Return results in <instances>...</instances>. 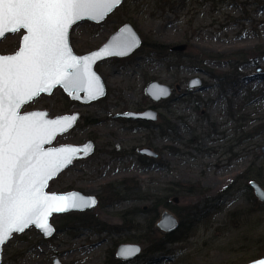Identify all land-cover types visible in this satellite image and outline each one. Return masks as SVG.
<instances>
[{
  "label": "rangeland",
  "instance_id": "rangeland-1",
  "mask_svg": "<svg viewBox=\"0 0 264 264\" xmlns=\"http://www.w3.org/2000/svg\"><path fill=\"white\" fill-rule=\"evenodd\" d=\"M126 23L144 44L125 59L96 65L106 97L71 106L57 88L23 109L47 110L52 117L81 114L54 145L91 140L95 153L75 161L47 190H75L100 202L85 212L54 215L56 233L49 239L35 227L14 234L3 247L2 264H247L262 258L264 203L248 182L264 189V0H124L103 23L74 28L71 46L78 55L99 49ZM22 35L7 36L0 53L16 52ZM153 44L161 48L153 50ZM193 78L202 80L203 89H189ZM152 81L175 89L172 97L152 102L145 93ZM150 106L160 127L114 118ZM143 147L159 152L164 165L142 164ZM246 170L249 181L240 178ZM130 179L138 189L128 187ZM176 183L199 184L203 191L189 194ZM107 184L119 193L105 192ZM174 188L177 205H197L200 212L183 226V242L150 253V204ZM121 244L141 245L143 253L118 263Z\"/></svg>",
  "mask_w": 264,
  "mask_h": 264
},
{
  "label": "snow or ice",
  "instance_id": "snow-or-ice-1",
  "mask_svg": "<svg viewBox=\"0 0 264 264\" xmlns=\"http://www.w3.org/2000/svg\"><path fill=\"white\" fill-rule=\"evenodd\" d=\"M122 0H0V42L7 34L26 30L14 55H0V246L13 233L35 225L46 235L53 229V213L78 210L94 204L81 197L49 195L47 182L75 158V148L44 149L57 132L66 131L76 117L46 120L45 114L21 115L20 109L56 85L66 90L86 85L90 97L103 94L91 62L125 51L106 48L79 59L68 43L70 27L78 20H98ZM86 77V78H85ZM159 94H163L160 90ZM264 195V193H262ZM136 249H126L127 256ZM259 264H264V260Z\"/></svg>",
  "mask_w": 264,
  "mask_h": 264
},
{
  "label": "water",
  "instance_id": "water-1",
  "mask_svg": "<svg viewBox=\"0 0 264 264\" xmlns=\"http://www.w3.org/2000/svg\"><path fill=\"white\" fill-rule=\"evenodd\" d=\"M123 2H124V0H122L120 5ZM119 6L115 7L112 11L108 12L105 16H103L102 18H100L98 20L89 19V18L78 20L76 23H74L70 27L69 32H68L69 47H70V49L72 51V54L74 56H76L77 58H79V59H83L85 57L94 56L96 53L103 52L106 48L112 49L114 52L125 51L127 43L131 42V38L132 37L135 38V45L130 47V48H126L125 54H123V55L101 56V57H99V58H97V59H95L94 61L91 62V65H90L91 72L98 78L99 83H100V85L102 86V89H103V94L93 98V97L89 96V93L86 90V85H84L80 89H74V90H66L62 85H56L53 89H51L50 93H41L38 97L34 98L33 100H31L28 103H25L20 109V114L21 115H30V114H33V113H42V114H45V119L46 120H58V119L66 118V117H76L74 123H72L67 128L66 131L57 132V134L54 136V138L51 140V142L50 143H46L44 145V149L47 150V151H52V150H56V149H60V148H75V149L78 150V152L75 154V158L72 159V162L70 164H68L66 167H64L62 170H60L58 172V174H56L52 179H50L47 182V186L45 188V192L47 194H49V195H62V196L75 195V196L81 197V198H83L85 200H90V201H94L95 202L94 204H92V205H90L88 207H85L83 209L71 210V211L62 212V213H53L49 217V224L51 225V227L53 229L51 235H46L42 230L37 228L35 225H32V226L28 227L27 229H25V231H27L29 228L35 227L38 231H40L43 234L45 239L51 238L56 233L55 227L51 224V218L54 215H65V214L73 213V212H80L81 213V212H85L87 210H92V209H94L97 206L98 199H97V197H95L93 195H85V194H83V193H81L79 191H75V190L69 191V192H66V193L48 192V190H47L48 186H49V183L52 180L56 179L63 171H65L66 169L71 167L74 164L75 161L83 160V159H87V158L91 157L95 153L96 145L91 140H88L84 144H80V145H73V144H62V145H58V146L54 145V143L56 142V140H57V138L59 136H62L64 134L70 132L72 129H74L76 127V124H77V122L79 121V119L81 117V114L79 112H73L71 114L57 115V116L52 117L47 110H32V111L24 112L23 109L27 105H29L30 103H32L33 101L38 99L41 95L50 96L55 91V89H57V88H61L62 91L64 92V94L67 97H69V99L71 101H74V102H77V103H81V104H91V103L97 102V101H99V100H101V99H103L104 97L107 96V93H108L107 86H106L102 76L96 71V65L98 63H100V62H104V61H106L108 59H111V58L125 59V58L133 55L138 49H140L142 47V44H143L142 38L140 37V35L136 31V29L133 27V25H131L130 23H126L122 27H120L114 34H112L110 36V38L108 39V41L105 44H103L99 49L93 50L91 52H88V53H85V54H82V55H78V54H76L74 52V50H73V48L71 46V35L73 33V29L76 28L77 26H79L80 24L84 23V22H91V23H95V24L103 23L105 21V19L110 14H112ZM20 31L24 32L23 35L27 34L26 30H24V29H21ZM9 35H12V34L11 33L7 34V36H9ZM21 46H22V38H21V41H20V47ZM16 52H14L12 54H2V53H0V55L9 56V55L16 54ZM260 70L261 69L258 68V71H260ZM188 87H189V89L196 88L198 90H201V89H203V82L199 78H193V79H191L189 81ZM160 90H163V94H159ZM174 91H175V89H173L171 86L165 85V84H161L158 81L150 82L147 85L146 89H145L146 95L154 103H158V102L166 101V100L170 99L172 97V95L174 94ZM176 91H178V92L180 91V87L179 86L176 87ZM114 118H123V119L131 120V121H143V122L156 124L158 122V120H159V113L154 108H148V109L143 110V111H129V112H126V113H123V114H118V115H115ZM139 154L142 155V156H149V157H153V158H158L159 157V154L156 151H154L153 149H151V148H142V149L139 150ZM250 187L253 189V192H254L256 198L260 202L264 203V195H262V193H264V189L256 181H251L250 182ZM175 203L178 204V199L177 198L175 199ZM179 224H180L179 220L175 217V215L172 212H170L169 210H164L162 212V214H161L160 220L157 223V228L163 233L170 234V233H174L179 228ZM24 232L13 233L12 237H13L14 234H23ZM4 245L0 246V264H2V254H3V246ZM126 249H136L137 251H134L130 255L123 256L121 253L124 250H126ZM142 253H143V247L141 245H138V244H121L117 248L116 258L121 260V261H128V260H131V259H134V258L138 257ZM262 260H264V257H262L260 259H257V260H254L252 262H249L247 264H259V262L262 261ZM53 264H61V263L59 262L58 259H56L53 262Z\"/></svg>",
  "mask_w": 264,
  "mask_h": 264
},
{
  "label": "trees",
  "instance_id": "trees-1",
  "mask_svg": "<svg viewBox=\"0 0 264 264\" xmlns=\"http://www.w3.org/2000/svg\"><path fill=\"white\" fill-rule=\"evenodd\" d=\"M150 47H151V49L156 50V51L159 48H161V46H159L157 44L150 45ZM65 98H66L65 102L68 103L69 105L73 106L75 104L74 102L70 101V99L67 96H65ZM261 99H264V90L261 92ZM64 113L66 114V112H64ZM140 125H142L143 127H146V128L160 127V125H158L157 123L156 124L140 123ZM140 160L142 163H145L144 158H140ZM155 163L159 164L160 162L156 161ZM249 174H250L249 170H246L240 176V178H243L246 181H249L251 179ZM252 180H254V179L252 178ZM250 182H251V180L248 183H250ZM130 186L134 187V189H138L139 183L137 182L136 179H130V180H128V187H130ZM176 186H177L178 190L179 189L184 190V191L188 192L189 194H201L203 191L199 187V184L190 185V186L185 187L184 185H182L180 183H176ZM248 186H249V184H248ZM103 189L105 192H113L115 194L119 193L118 188L115 187L113 184H107L105 187H103ZM176 194H177V189L174 188V189L170 190L169 192H167V194L164 195L163 197H159L157 199L152 200V203L150 204L149 214L152 216V220L150 222V227H149L150 232L149 231L147 232V238L150 242V247L148 248V251L150 253L163 252L166 249L167 245L183 242L187 238L184 231H182L183 226L185 225V223L187 221H189V223H191L190 217L195 216L196 214H198V212H200L198 210L197 205L180 206V205L175 204L174 198H175ZM116 200L117 199H115L114 197L111 198V202H115ZM255 201H256V199H255ZM161 209L170 210L179 219V223H180L179 228L174 233H170V234L162 233L156 228V224L158 222V216H159ZM77 221L82 223V220H77ZM187 235H188V232H187ZM261 252H262L261 257H263L264 256V249H262ZM116 262L119 263L120 261L118 259H116Z\"/></svg>",
  "mask_w": 264,
  "mask_h": 264
},
{
  "label": "flooded vegetation",
  "instance_id": "flooded-vegetation-1",
  "mask_svg": "<svg viewBox=\"0 0 264 264\" xmlns=\"http://www.w3.org/2000/svg\"><path fill=\"white\" fill-rule=\"evenodd\" d=\"M148 108H154L155 109V106H150V107H147L146 109H148ZM146 109H143V110H146ZM143 110H140V111H143ZM136 122H138L139 124L140 123H148V122H143V121H136ZM150 124H152V123H150ZM143 148H151V147H143ZM142 149V148H141ZM151 149H153V148H151ZM140 150V149H139ZM139 150H138V155H139V160H140V158H144L145 159V163H142L141 162V160H140V162L142 163V164H144V165H149V164H153V163H155L156 161H159V158H160V154H159V152H157L156 150H154V151H156L158 154H159V157L158 158H153V157H149V156H142V155H140L139 154ZM160 162V161H159ZM159 164H163V163H159ZM164 165V164H163ZM180 190V189H179ZM98 199V198H97ZM175 199H176V197L174 198V203H175ZM178 199V198H177ZM98 202H100V200L98 199ZM175 204H177V203H175ZM98 205V204H97Z\"/></svg>",
  "mask_w": 264,
  "mask_h": 264
},
{
  "label": "bare ground",
  "instance_id": "bare-ground-1",
  "mask_svg": "<svg viewBox=\"0 0 264 264\" xmlns=\"http://www.w3.org/2000/svg\"><path fill=\"white\" fill-rule=\"evenodd\" d=\"M24 33V32H23ZM50 184V183H49ZM11 240V239H10ZM4 247V246H3ZM69 252H75V250H63L62 253L63 254H67ZM34 264H38V262L34 263Z\"/></svg>",
  "mask_w": 264,
  "mask_h": 264
}]
</instances>
